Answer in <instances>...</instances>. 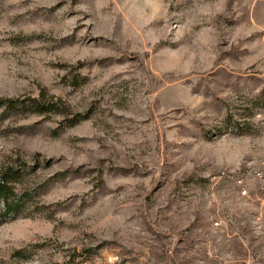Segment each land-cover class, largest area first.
I'll list each match as a JSON object with an SVG mask.
<instances>
[{"label":"rangeland","instance_id":"obj_1","mask_svg":"<svg viewBox=\"0 0 264 264\" xmlns=\"http://www.w3.org/2000/svg\"><path fill=\"white\" fill-rule=\"evenodd\" d=\"M260 91L264 0H0V264H264Z\"/></svg>","mask_w":264,"mask_h":264},{"label":"trees","instance_id":"obj_2","mask_svg":"<svg viewBox=\"0 0 264 264\" xmlns=\"http://www.w3.org/2000/svg\"><path fill=\"white\" fill-rule=\"evenodd\" d=\"M43 96L39 94L36 98H8L0 99V121H4L11 116H36L41 117L47 114H61L60 106L50 101H42ZM264 112V92L260 91L257 97L250 102L249 110ZM236 114L233 109H227L221 119V134L241 136L246 133L241 132ZM69 127V126H65ZM20 175L17 170L5 168L0 171V225L14 220L23 214L25 205L32 202V197L25 192H15L19 183ZM16 193V194H15Z\"/></svg>","mask_w":264,"mask_h":264}]
</instances>
